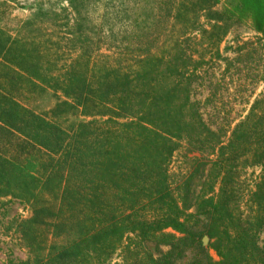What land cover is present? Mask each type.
Wrapping results in <instances>:
<instances>
[{
	"label": "trees",
	"instance_id": "obj_1",
	"mask_svg": "<svg viewBox=\"0 0 264 264\" xmlns=\"http://www.w3.org/2000/svg\"><path fill=\"white\" fill-rule=\"evenodd\" d=\"M231 4L264 26V0ZM230 21L211 28L226 33ZM75 24L76 39L31 19L14 34L0 26V197L31 210L19 223L21 264H107L118 249L114 264H176L188 250L189 264H264V92L223 141L191 99L193 73L176 52L101 55ZM47 94L54 102L43 108ZM181 139L212 157H190L173 188L168 164ZM245 165L261 169L243 201ZM146 243L168 248L155 257Z\"/></svg>",
	"mask_w": 264,
	"mask_h": 264
},
{
	"label": "rangeland",
	"instance_id": "obj_2",
	"mask_svg": "<svg viewBox=\"0 0 264 264\" xmlns=\"http://www.w3.org/2000/svg\"><path fill=\"white\" fill-rule=\"evenodd\" d=\"M73 1L80 14L77 20L68 0H0V26L14 34L22 23L31 19L42 29L49 27L48 31L59 35L64 32L66 37L76 39L75 23H79L85 34L92 36V48L98 47L96 53L101 55L119 57L118 52L129 53L130 48L139 47L163 55L176 52L193 73L191 99L207 126L225 131L221 137L223 141L247 114L254 99L264 92V26L258 27L252 22L244 5L241 11L233 10L231 1L241 0ZM226 16L231 20L226 33L221 28H211L218 18L226 19ZM53 102L52 95L47 94L40 106L46 108ZM179 142L168 164L173 188L188 169L190 157L203 160L212 157L189 150L187 139ZM203 168L205 171L208 165ZM260 169L261 165H245L241 170L238 193L244 197L243 201ZM203 178L199 176L193 180L190 204L202 192ZM216 193L217 187L211 194L215 196ZM30 214L25 202L14 197H0V264H21L28 258L20 243L19 223ZM165 232L180 236L171 229ZM202 241L207 245L208 237L204 236ZM258 243L264 246V229L258 234ZM146 247L155 257L168 248L161 244L155 249L153 243H146ZM193 253L188 250L176 264H189ZM208 253L212 259H218L214 250L208 249ZM121 255L118 249L107 264L120 261Z\"/></svg>",
	"mask_w": 264,
	"mask_h": 264
}]
</instances>
